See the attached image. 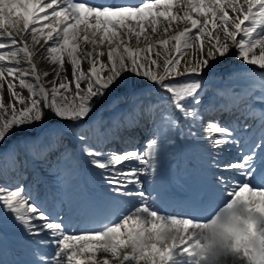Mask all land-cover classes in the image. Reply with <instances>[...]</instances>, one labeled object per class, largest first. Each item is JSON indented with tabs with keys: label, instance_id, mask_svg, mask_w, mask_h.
Returning a JSON list of instances; mask_svg holds the SVG:
<instances>
[{
	"label": "snow or ice",
	"instance_id": "6c2138e0",
	"mask_svg": "<svg viewBox=\"0 0 264 264\" xmlns=\"http://www.w3.org/2000/svg\"><path fill=\"white\" fill-rule=\"evenodd\" d=\"M5 4L9 7H2ZM173 7L178 11L173 12ZM181 22L183 29L174 31ZM161 23L166 38L157 35ZM0 38H6L0 39V49H13L0 50V96L5 91L10 94L0 103V144L13 137L28 136V126H35L53 111L81 142L82 151L93 166L102 169L109 183L121 191L139 186L142 174L154 169L160 130L177 126V113L189 123L187 134L195 135L193 129L199 128L212 149L219 151L231 142L239 144L234 130L221 124L213 114L231 111L241 98L232 88H217L216 97L222 102L204 106V93L211 87L205 77L211 71V62L233 49L247 63L264 68V0H143L137 6L94 5L78 0H0ZM48 41H52V46L46 47ZM189 48L195 50L191 57L186 55ZM37 56L54 65L51 72L40 69ZM66 61L70 64V77ZM127 72L149 80L164 100L153 102L136 92V85L124 86L125 93L109 108L127 103L128 109L117 113L110 127H104L100 117L86 123L91 120L97 100L113 88L123 86ZM24 89L27 95L22 94ZM245 107L249 109L248 115L264 123V111L257 112L251 105ZM205 113L209 118H205ZM121 117L125 123L152 118L156 133L147 142L146 151L125 150L116 154L103 150L102 145L121 127ZM63 132V129L48 130L28 141L24 145L28 155L35 160H47L61 149ZM261 143L264 128L250 143L248 154L239 160L242 162H230L223 167L248 169L251 154ZM70 155L65 149L58 159L66 161ZM11 159L15 160V154ZM249 174L247 170L243 172L244 176ZM69 175L68 169L62 170V177ZM223 183L227 185L228 180ZM260 183L264 184V173ZM245 184L250 185L244 181L236 184L230 195ZM127 194L143 197L142 192ZM0 203L11 209L31 233L47 229L55 238L53 242L59 251L51 257L40 256L45 264H85V260L89 264H110L106 255L97 260V252L111 253L118 264H141L140 253L129 254L126 243L128 229L134 222L170 224L182 220L160 215L141 199L139 206L130 202L123 211L114 214L122 217L120 222L109 217L102 221V228L68 236L62 223L31 202L23 185L0 184ZM177 247L183 251L188 244L181 242ZM175 253L173 249L168 255L175 258ZM158 258L157 253L150 264H155Z\"/></svg>",
	"mask_w": 264,
	"mask_h": 264
},
{
	"label": "clouds",
	"instance_id": "9594fccd",
	"mask_svg": "<svg viewBox=\"0 0 264 264\" xmlns=\"http://www.w3.org/2000/svg\"><path fill=\"white\" fill-rule=\"evenodd\" d=\"M128 232V252H139L144 264H150L157 253L155 264L174 260L182 264H264V189L241 185L203 220L184 218L170 224L137 220ZM181 242L188 244L183 251L177 247ZM173 249L175 258L168 255Z\"/></svg>",
	"mask_w": 264,
	"mask_h": 264
},
{
	"label": "bare ground",
	"instance_id": "6f19581e",
	"mask_svg": "<svg viewBox=\"0 0 264 264\" xmlns=\"http://www.w3.org/2000/svg\"><path fill=\"white\" fill-rule=\"evenodd\" d=\"M172 11H174V12H176V11H178V9L176 8V7H173V9H172ZM179 11H180V13L182 14L183 13V9L181 8V9H179ZM9 24H10V22H9ZM162 27H163V23L162 24H160V25H158V30H160V28L162 29ZM0 39H4V40H6V38H0ZM41 43H44L43 41H41ZM51 43V41H48V43H47V45H49ZM39 47V46H38ZM0 50H4V51H11V50H13L11 47H9V48H6V49H0ZM255 51H256V53H257V55H259V48H257V49H255ZM41 52H43V49H41ZM194 52H195V50L194 49H191V48H189L188 50H187V53H186V55L187 56H189V57H191V56H193L194 55ZM222 58V57H221ZM220 57H218V58H216V59H214L213 61H215L216 63L221 59ZM36 62H37V64L39 65V67H40V69L42 70V71H49V72H51V70H52V68L54 67V65L52 64V63H50V61H48V60H41L40 59V57L39 56H37L36 57ZM228 63H230V62H228ZM22 66H26V65H23L22 64ZM236 66H238V67H240V68H247V67H253V66H256V65H254V64H249V63H247L246 61H244V60H242V62H240V63H238ZM235 67V65L234 64H232V63H230V64H227L226 66H224V70L225 71H228L229 69H232V68H234ZM65 68H66V70L68 71V74H69V71H70V64H68L67 63V61H66V63H65ZM3 94H5V95H10L9 93H7L6 91L3 93ZM1 97V96H0ZM117 97H115V99H116ZM231 111H233V109L231 110ZM245 113H248V111H245ZM216 114V113H215ZM215 114H213V116H215ZM147 121H149L150 123H151V125H152V127L151 128H149V129H146L145 130V136L147 137V138H153V136L155 135V133H156V125H155V123L153 122V120H152V118H150V117H144ZM181 120L182 121H185L184 120V118L183 117H181ZM129 124V123H128ZM127 124V125H128ZM127 125L126 124H124L123 125V127H127ZM132 127H136V125H135V123H133L132 124ZM167 129V131H168V128H166ZM170 131H172V127L170 126ZM184 139H187L188 140V138L186 137V135H184ZM198 142H199V140H197ZM196 140L194 141V143L195 144H197L198 146H200L201 144H202V142H201V144L199 145L198 144V142H197ZM157 143H159L158 141H157ZM110 144H112V142L111 141H107V143L106 144H104V145H102V148H105V147H107V148H109L108 146H110ZM144 147H146V146H144ZM112 148V147H111ZM160 149H162V151L164 150V151H166L167 150V148H160ZM105 152H112V153H116V154H121L120 152H115L114 151V148H112V149H109V150H107V151H105ZM56 153V152H55ZM75 159H76V157H74ZM228 160L229 159H226L225 161H224V164L223 165H225V164H227L228 163ZM17 164L18 165H20V163L19 162H17ZM54 169H51V171H53ZM101 171H103L102 169H101ZM3 172H4V168L0 165V174H3ZM24 172V171H23ZM47 172H49V170H47ZM21 173H19V174H17V173H13L11 176L12 177H15V180L16 181H13V182H18V181H21L23 178H24V176L22 175ZM226 175H229V171H226ZM47 177H49V175H48V173H47V175H46ZM7 182H8V184H12L9 180H7ZM157 186H158V183H157V181H155V179H151V176H148L146 179H145V181H144V186H143V189H144V191H145V193L146 194H150V195H154V193L156 192V191H158V190H156V188H157ZM79 187H80V184L78 185V186H76V184L75 183H71V184H69V182L68 181H66L65 179H64V177H62L61 176V178L57 181V182H49L48 181V183H46L45 184V187H44V191L45 192H48V191H53L56 195H57V198H58V200H57V203L60 205V204H65L67 207H68V204L71 202V200H73V198L76 196L75 195V192L76 191H79ZM130 188H134V186H131ZM102 193H104L103 191H101ZM118 193H121L120 191L118 192ZM48 194V193H47ZM95 195V194H94ZM101 196H96L95 198H93V199H91V204H92V206L98 211V212H101L102 210H103V208L104 209H106L107 210V214H109V217H111V219L113 220V222L116 220V218H117V216H115L114 214L116 213V212H118L119 211V209H120V207H122V204L119 202V204L118 205H116V206H113V204H114V198L113 197H111L110 195H102V194H100ZM100 197H102V198H100ZM54 216H55V214H54ZM100 216H101V214H100ZM72 222L73 223H75V220L74 219H72ZM106 222V221H105ZM65 223H66V219H65ZM110 225V224H109ZM80 228L82 229V230H89V229H93V228H100V226H99V221L98 222H96L95 220H89V221H84V222H82V223H80ZM123 230V229H122ZM60 238H62V237H60ZM181 247H183V245H181ZM88 254H90V253H88ZM96 254H98V252L96 253ZM104 254H106V253H104ZM109 254H111V253H109ZM111 257H112V255H111ZM176 260H174L173 262H175ZM177 262V261H176ZM116 264H118V262L116 261Z\"/></svg>",
	"mask_w": 264,
	"mask_h": 264
},
{
	"label": "rangeland",
	"instance_id": "374dc122",
	"mask_svg": "<svg viewBox=\"0 0 264 264\" xmlns=\"http://www.w3.org/2000/svg\"><path fill=\"white\" fill-rule=\"evenodd\" d=\"M178 27V26H177ZM174 31H176V30H174ZM159 33H161V32H159ZM162 34V33H161ZM155 38V37H154ZM133 43H134V41H133ZM48 46H52V42L49 44V45H46V47H48ZM240 59H241V57H239V52H238V50H232L229 54H227L226 56H223V61L221 62V63H219L218 64V67H220V64L221 65H223V66H225L226 65V63H225V60H231L232 62H234V63H238L239 61H240ZM212 64H214V62H212ZM126 76H128V75H126ZM69 77H70V73H69ZM129 78H130V81L131 82H137V81H141L142 79H144V78H142V77H140V76H137V75H135L134 73H131V74H129ZM147 79H145V81H146ZM124 81H126V79H124ZM125 83V84H123V86H121V87H117V88H113L111 91H109V92H107L106 93V95L104 96V97H101V98H99L98 100H97V102H96V104H95V106H94V109H93V111L95 110H97L101 105H103V104H106L105 105V107L102 109V111H101V114H102V116H104V117H106V118H109V114L110 113H113V114H117V113H119V110L118 109H113V108H109V105H111L112 103H110V100L114 97V95L119 91V90H122V89H126L124 86H131V85H135V83ZM153 87H155V85H153V84H150V85H141V86H139V87H137V88H142V89H150V88H153ZM19 90V89H18ZM156 92H159V93H161L160 91H159V89L157 88L156 89ZM22 94H24V95H27L28 93H27V89H24L23 91H22ZM10 95H8V96H4L3 97V99H1L0 100V103H2V102H4L8 97H9ZM50 121V122H49ZM58 121H60V119H59V117L53 112V111H49L48 113H47V116H46V118L43 120V121H41V122H39V123H37L35 126H33V127H37V126H39L40 124H42V123H44L43 125H42V127L41 128H43L44 126H45V124H48V123H52L51 125L53 126L54 124H56V123H58ZM65 126V125H64ZM29 127H31V126H28V128ZM47 127V126H46ZM45 127V128H46ZM51 127V126H50ZM40 128V129H41ZM65 128H67L66 126H65ZM40 129H38V131L40 130ZM69 129V128H68ZM70 130V129H69ZM37 131V132H38ZM25 137H27V136H22V137H20V136H17V137H13V138H10L6 143H2V144H0V150L2 149V147L3 146H5L6 144H8V142H10L12 139H14V140H17L18 142H19V140H20V138L21 139H23V142L25 143V142H28L29 141V136L27 137V138H25ZM62 140H63V144H62V147H61V149L59 150L60 152H62L65 148H66V146L69 144V143H67V141H65L64 140V138L62 137ZM65 141V142H64ZM65 146V147H64ZM80 148V147H79ZM13 149H15V147L13 146ZM16 150V149H15ZM24 184L25 183H23V182H21V184H18V186H20V185H23L24 186ZM25 187V186H24ZM29 197L31 198V202L32 203H34V204H37L38 206H40L39 205V202H41L40 200H39V198L37 197V196H33V195H31V193L29 194ZM41 208V207H40ZM42 209V208H41ZM6 214H8V216H6ZM0 215L1 216H3V218L4 219H7V217H8V220H10L11 218H12V216L9 214V212H8V210L7 209H5V207H4V205L2 204V203H0ZM94 243V242H93Z\"/></svg>",
	"mask_w": 264,
	"mask_h": 264
}]
</instances>
